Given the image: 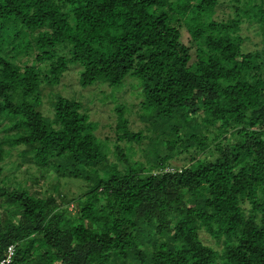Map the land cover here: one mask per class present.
Instances as JSON below:
<instances>
[{
  "label": "trees",
  "instance_id": "1",
  "mask_svg": "<svg viewBox=\"0 0 264 264\" xmlns=\"http://www.w3.org/2000/svg\"><path fill=\"white\" fill-rule=\"evenodd\" d=\"M135 80L143 127L118 106L97 136L89 107ZM9 245L13 264H264V0H0Z\"/></svg>",
  "mask_w": 264,
  "mask_h": 264
},
{
  "label": "rangeland",
  "instance_id": "2",
  "mask_svg": "<svg viewBox=\"0 0 264 264\" xmlns=\"http://www.w3.org/2000/svg\"><path fill=\"white\" fill-rule=\"evenodd\" d=\"M253 32H254L253 29H250V31H248L245 34H247L250 37L252 43H256V42L259 41V38L256 37ZM246 45L249 46V49L250 50H253L254 49V46L251 45L250 43H247ZM191 56H192V60H194V57H195V48L191 49ZM75 69H77V68H75ZM69 74H70V77L71 78L72 77H75L74 75H71V74H73L72 72L69 73ZM66 77L69 78V75L66 76ZM66 77H65V79L63 80L62 83H65L66 82L65 80H68ZM136 82L137 83H135V85H133V89L134 90L132 91L131 98H128V96L126 94H124L122 96V100H121L116 95V93L118 92V90H113V91L110 90L109 95L104 98V101H103L104 104L102 103V100H101V103L95 102V103H93L92 108L89 107V110H91V112H90V117L91 118L90 119L92 120V122L95 125L98 126L97 127L98 129L95 130L97 136H99V137H101L103 139L106 138V137H109V138H113L114 139V135L109 130L108 126H112V127L115 126V123H116V114L114 113L113 108L115 109V107H118V106L124 107L125 113H126L125 116H124V118H126V119L128 118V120L130 122L129 127L131 129L137 130L138 128L143 127L144 124L142 125L141 122L138 119V117L140 116V114L139 115H136V113H137L136 110L138 108L137 103L140 101V99H139V95L140 94L139 93L141 91V87L139 89V86L140 85H139L138 81H136ZM72 89L74 90V87H68V88L66 87V88H63L61 92L62 93L73 94L74 92H73ZM138 89L140 91H138ZM124 90H126V89H124ZM94 91H95V89L89 90V92H94ZM82 93L87 94L88 91H82ZM136 97H138V98L135 99ZM80 98H81L80 95L77 96V100L78 101H80ZM100 98L101 97H98L97 101L100 100ZM104 105H107V106H104ZM131 107H132V115L129 116ZM84 110H87V107H84ZM47 113H49V112L47 111ZM18 152H19V150L15 151L14 154H16ZM13 161H14V159H8V160L5 161L6 168H5V171L3 173L4 175H9V167L12 166V162ZM170 162H171V164H173L174 166H177V167H179V166L182 165V161H176V159H173ZM25 167L26 166H23L21 168V170L19 171L20 174H23V171H24ZM29 172L35 173V175L37 176V174H36L35 171H33V170L30 169ZM31 183H32V180L29 182V184H31ZM47 186H49V185H47Z\"/></svg>",
  "mask_w": 264,
  "mask_h": 264
},
{
  "label": "built area",
  "instance_id": "3",
  "mask_svg": "<svg viewBox=\"0 0 264 264\" xmlns=\"http://www.w3.org/2000/svg\"><path fill=\"white\" fill-rule=\"evenodd\" d=\"M14 255H15V246L9 245L6 248L5 256L2 259H0V264H13Z\"/></svg>",
  "mask_w": 264,
  "mask_h": 264
}]
</instances>
